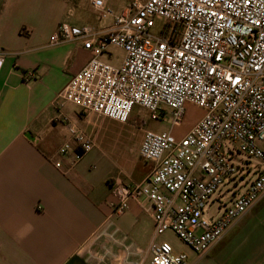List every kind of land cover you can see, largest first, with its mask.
Returning <instances> with one entry per match:
<instances>
[{"label": "built area", "instance_id": "1", "mask_svg": "<svg viewBox=\"0 0 264 264\" xmlns=\"http://www.w3.org/2000/svg\"><path fill=\"white\" fill-rule=\"evenodd\" d=\"M91 5L98 24H112L104 30L58 27L52 42L79 39L91 59L57 100L119 123L138 106L153 120L170 118L172 127L182 121L187 104L205 111L181 138L171 129L146 132L139 155L153 163L151 172L138 183L114 184L110 203L122 215L131 201L145 198L154 238L172 231L194 253H204L264 192V0H129L120 13L103 0ZM155 20L162 21L157 31ZM111 48L124 53L120 65L102 59ZM4 55L0 47V70ZM62 122L79 160L94 141L66 118ZM75 148L64 143L58 154ZM234 152L260 161L242 191ZM229 184L234 188L220 191ZM216 192L226 202L219 201L216 216L206 217ZM149 252L151 264H186V255L174 254L165 241H153Z\"/></svg>", "mask_w": 264, "mask_h": 264}, {"label": "crops", "instance_id": "2", "mask_svg": "<svg viewBox=\"0 0 264 264\" xmlns=\"http://www.w3.org/2000/svg\"><path fill=\"white\" fill-rule=\"evenodd\" d=\"M103 1L116 13L129 4ZM91 2L0 0V264H144L156 239L148 200L131 201L122 215L110 207L113 185L142 181L153 163L140 157L144 164L119 171L97 132L78 127L90 112L57 100L91 59L79 39L52 42L58 27L112 24H98ZM62 118L94 141L79 160ZM64 143L74 152L59 155ZM186 257V264H264V192L218 242Z\"/></svg>", "mask_w": 264, "mask_h": 264}, {"label": "rangeland", "instance_id": "3", "mask_svg": "<svg viewBox=\"0 0 264 264\" xmlns=\"http://www.w3.org/2000/svg\"><path fill=\"white\" fill-rule=\"evenodd\" d=\"M155 31L159 28L158 24H161V20H155ZM111 64L120 65L124 53L118 49H110L109 55H107ZM77 109V108H76ZM204 111L191 104L185 105V112L182 121L177 126L172 127V121L170 118L164 120H153L151 113L145 109L135 106L129 116L126 123H119L114 120H110L104 117H98L95 114L90 113L84 121L79 124L81 128L87 134H94L97 132V139L106 153V159L113 162L119 167V171L124 172L129 164H144L137 152L139 144H141L144 134L148 131L161 133L168 132L170 129L173 135L181 137L186 134L203 116ZM172 127V128H171ZM224 147L235 149L236 145L232 142H224ZM261 148H264V144H260ZM235 153L233 162L235 165L242 168L241 178L238 179L239 186L238 191H242L247 181L253 180L256 176V168L260 165V161L254 158L247 157L244 153ZM234 188L232 184L222 186L220 191ZM216 199V200H214ZM214 200V201H213ZM219 201L226 202V199L219 197V192L212 195L210 203L206 209V217L216 216ZM213 202V203H212ZM167 242L173 249L174 254H192L193 251L187 247L183 242L172 232L166 231L162 235L155 239V242ZM152 257L148 254L145 258L144 264H151Z\"/></svg>", "mask_w": 264, "mask_h": 264}]
</instances>
